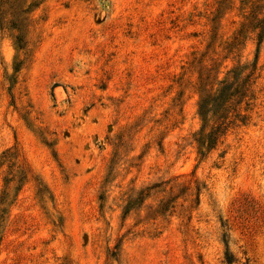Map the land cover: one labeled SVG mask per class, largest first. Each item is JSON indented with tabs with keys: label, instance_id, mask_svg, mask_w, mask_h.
I'll return each instance as SVG.
<instances>
[{
	"label": "rangeland",
	"instance_id": "obj_1",
	"mask_svg": "<svg viewBox=\"0 0 264 264\" xmlns=\"http://www.w3.org/2000/svg\"><path fill=\"white\" fill-rule=\"evenodd\" d=\"M0 264H264V0H0Z\"/></svg>",
	"mask_w": 264,
	"mask_h": 264
},
{
	"label": "trees",
	"instance_id": "obj_2",
	"mask_svg": "<svg viewBox=\"0 0 264 264\" xmlns=\"http://www.w3.org/2000/svg\"><path fill=\"white\" fill-rule=\"evenodd\" d=\"M210 101H214V100L212 98H208V100H203L202 103L200 104L199 114L203 118L208 113V106H209Z\"/></svg>",
	"mask_w": 264,
	"mask_h": 264
}]
</instances>
